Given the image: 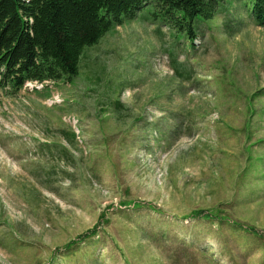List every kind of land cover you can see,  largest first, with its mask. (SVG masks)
<instances>
[{"label": "rangeland", "instance_id": "1", "mask_svg": "<svg viewBox=\"0 0 264 264\" xmlns=\"http://www.w3.org/2000/svg\"><path fill=\"white\" fill-rule=\"evenodd\" d=\"M228 8L192 45L149 2L0 89V264H264V26Z\"/></svg>", "mask_w": 264, "mask_h": 264}, {"label": "trees", "instance_id": "2", "mask_svg": "<svg viewBox=\"0 0 264 264\" xmlns=\"http://www.w3.org/2000/svg\"><path fill=\"white\" fill-rule=\"evenodd\" d=\"M149 2L191 42L232 2L264 26V0H0V89L16 92L26 80L72 81L83 50Z\"/></svg>", "mask_w": 264, "mask_h": 264}]
</instances>
